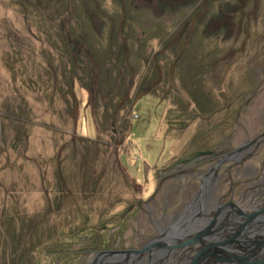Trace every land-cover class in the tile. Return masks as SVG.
Here are the masks:
<instances>
[{"label":"rangeland","instance_id":"obj_1","mask_svg":"<svg viewBox=\"0 0 264 264\" xmlns=\"http://www.w3.org/2000/svg\"><path fill=\"white\" fill-rule=\"evenodd\" d=\"M208 174L264 208V0H0V264L136 249Z\"/></svg>","mask_w":264,"mask_h":264},{"label":"flooded vegetation","instance_id":"obj_2","mask_svg":"<svg viewBox=\"0 0 264 264\" xmlns=\"http://www.w3.org/2000/svg\"><path fill=\"white\" fill-rule=\"evenodd\" d=\"M201 182L189 203L181 205L182 210L154 217L153 233L138 248L113 253L103 250L88 264H225L230 255L247 262L264 259V208L246 213L239 202L217 205L211 175ZM201 241L210 246L197 260Z\"/></svg>","mask_w":264,"mask_h":264},{"label":"water","instance_id":"obj_3","mask_svg":"<svg viewBox=\"0 0 264 264\" xmlns=\"http://www.w3.org/2000/svg\"><path fill=\"white\" fill-rule=\"evenodd\" d=\"M240 151V149H237V150H235V151H233V152H231V153H229L228 155L230 156V155H235L237 152H239ZM233 155V156H234ZM232 156V157H233ZM197 236H200V235H197ZM201 244H202V246H201V249L197 252V254H196V257H195V259H197L198 260V258L199 257H203L205 254H207V252H208V248H209V246L210 245H207V244H205L203 241H201ZM136 252V251H135ZM211 255H214V254H212V253H210ZM196 260V261H197ZM215 260H220L219 259V257H215ZM233 261V262H232ZM235 262H239L240 264H263L264 263V259H262V260H260V261H254V262H251V261H249V262H247L246 260H244V258H241V257H239V256H229L228 257V259H226V263L225 264H235Z\"/></svg>","mask_w":264,"mask_h":264}]
</instances>
